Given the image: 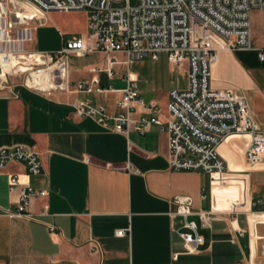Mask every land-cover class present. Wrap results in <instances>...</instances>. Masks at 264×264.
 I'll return each mask as SVG.
<instances>
[{
    "label": "crops",
    "instance_id": "obj_1",
    "mask_svg": "<svg viewBox=\"0 0 264 264\" xmlns=\"http://www.w3.org/2000/svg\"><path fill=\"white\" fill-rule=\"evenodd\" d=\"M52 15L45 14L36 25L38 35L29 51L59 52L70 40L65 39L67 30L49 23ZM87 25L88 19L84 35L76 37L87 34ZM250 37V50L219 53L210 85L242 97L264 133V61L258 57L264 54V10L252 12ZM88 56L81 65L70 63L71 58ZM148 59L149 68L132 71L133 62L126 66L122 54L70 56V83L96 78L106 90L102 94L78 93L71 87L47 95L19 81L0 85V149H31L41 163L38 176L20 162L0 168V264H264V213L249 210L251 202H264V166L246 169L245 141L231 136L219 147L229 178L214 174L211 185L206 173L172 170L168 94L185 90L188 81L186 88L174 87L154 66L159 56L157 61ZM109 60L115 62L111 68ZM182 69L187 75V64ZM127 72L137 80L139 98L156 110L133 103L126 112L127 133L75 115L79 101L103 106L110 116L125 112L117 103ZM152 117L163 129L153 124L145 133L135 130L141 119ZM241 173H246V180L239 178ZM11 176L47 192L45 200H32L31 220L6 214L18 204V192H9ZM178 199L190 203L195 212L217 211L209 227H199L204 244L194 253L185 251L178 233L180 219L174 217ZM45 204L47 213L42 212ZM190 219L198 223L197 217ZM121 230L125 236L116 235Z\"/></svg>",
    "mask_w": 264,
    "mask_h": 264
},
{
    "label": "built area",
    "instance_id": "obj_2",
    "mask_svg": "<svg viewBox=\"0 0 264 264\" xmlns=\"http://www.w3.org/2000/svg\"><path fill=\"white\" fill-rule=\"evenodd\" d=\"M255 10H264V0H136L135 5L131 0H0V85L21 81L27 89L47 95L66 92L71 87L78 93L102 94L106 90L97 85L96 78L75 84L68 79L70 56L82 58L95 53L122 54L126 66L143 58L157 61L159 54H165L174 68L187 64V88L168 94L170 168L206 173L213 185L214 174L229 178L226 161L218 150L231 136L244 139V158L249 168L264 166V133L259 131L243 98L234 91L216 90L210 85L211 70L220 52L252 48L250 18ZM52 11H87V34L68 40L59 52L29 51L36 25ZM258 57L264 61L262 52ZM114 64L109 60L110 68ZM43 72H48L53 89L45 91L28 84L29 78ZM108 73L111 77L110 69ZM125 81L123 96L117 103L125 112L110 116L103 106L79 101L75 115L91 118L114 132L127 133L126 112L133 108V103L149 111L156 108L147 107L139 98L137 80L129 72L125 74ZM110 121H113L112 127ZM153 124L163 129L160 120L152 117L141 119L135 130L145 133ZM12 162L23 163L31 175L40 174V160L31 149H0V168ZM244 175L241 173L239 178L246 180ZM15 191L18 204L6 214L31 220L32 200H45L47 192L11 176L9 192ZM176 205L174 217L180 219L178 233L185 251L194 253L204 244L199 227H209L217 211L195 212L182 199ZM249 210L264 213V202H251ZM42 212H48L46 204ZM191 217H197L198 223ZM54 231L49 226V232ZM116 235L125 236L126 231H118Z\"/></svg>",
    "mask_w": 264,
    "mask_h": 264
},
{
    "label": "rangeland",
    "instance_id": "obj_3",
    "mask_svg": "<svg viewBox=\"0 0 264 264\" xmlns=\"http://www.w3.org/2000/svg\"><path fill=\"white\" fill-rule=\"evenodd\" d=\"M131 4L135 5L136 0H131ZM53 15L49 16V23L50 24H59L61 27H63L64 30H67L68 33H65V39H71L73 37L79 36L78 34H81L80 36H83V31L85 29L86 19H87V11H73L69 13H58L55 11H52ZM37 28L35 29V36L37 37ZM34 37V40L35 38ZM35 49L39 48V43L37 42ZM120 56L117 55V58ZM90 57H86L84 59H75L71 58L70 63L71 65L78 66L83 64L86 59H89ZM151 61L148 58H145L143 61H135L132 63L131 70L135 71L136 67L144 69L146 67H150ZM155 68L160 70L161 78L164 80H169L173 83L174 87L183 89L187 86V75L185 73V70L182 69V66L180 68H174L171 65H169L166 61V55L160 54L159 55V61L154 64ZM121 69V68H119ZM122 69H125L123 67ZM116 70V69H115ZM21 82V81H19ZM244 142H242V145ZM259 167V166H258ZM246 169L250 170L248 166H246Z\"/></svg>",
    "mask_w": 264,
    "mask_h": 264
},
{
    "label": "bare ground",
    "instance_id": "obj_4",
    "mask_svg": "<svg viewBox=\"0 0 264 264\" xmlns=\"http://www.w3.org/2000/svg\"><path fill=\"white\" fill-rule=\"evenodd\" d=\"M42 18L44 19V17ZM28 84H35L45 91L54 88L52 83L49 80L48 72H43L40 74L33 75V78L28 79Z\"/></svg>",
    "mask_w": 264,
    "mask_h": 264
}]
</instances>
